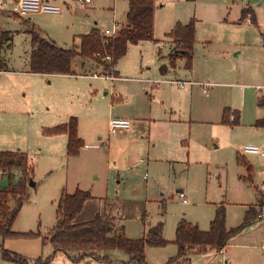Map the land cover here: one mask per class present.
I'll list each match as a JSON object with an SVG mask.
<instances>
[{"label":"rangeland","instance_id":"rangeland-1","mask_svg":"<svg viewBox=\"0 0 264 264\" xmlns=\"http://www.w3.org/2000/svg\"><path fill=\"white\" fill-rule=\"evenodd\" d=\"M66 1L69 6L60 13L25 18L61 47L78 46L77 36L94 28L113 30L126 19L128 0H91L85 7ZM154 5V39L129 45L115 66L118 77H110L95 60L80 57L73 62L76 75L30 72L31 35L22 18L0 11V29L13 36L1 53L6 70L0 71V151L26 153L35 183L27 187L28 200L13 225L16 233L0 238V264H40L53 254L43 236L56 224L62 189L68 191L71 157L58 142L48 143L44 130L72 116L82 119L83 129L100 137L102 144L101 150L92 148L89 153L94 163L90 182L99 196L86 201L91 205L76 221L103 215L106 200L108 211L122 221L130 239L144 237L145 228L162 222L169 243L146 246V264H168L177 255L174 240L182 219L208 230L223 203L230 221L238 225L244 207L256 202V188L264 184V158L244 154L242 148H264V126L258 124L264 119V0H154ZM248 8L255 11L256 23L242 19ZM192 19L196 20L192 68H187L185 58H177L172 66L174 43L168 34L178 22ZM216 19L224 21H219L221 27L208 21ZM162 66L167 67L165 72ZM114 93L122 94L123 100ZM226 107L239 112L238 124L223 123ZM118 115L139 119L141 126L124 137L110 131L108 120ZM150 120L156 123L149 127ZM238 154L253 166L252 182L238 163ZM140 159L148 163L141 164ZM107 171L111 180L106 187ZM22 177L21 168L0 170V188L14 186ZM183 191L188 204L178 199ZM258 247L255 256L260 260L264 251ZM3 249L17 259H4ZM237 253L238 248L229 245L223 252L209 250L174 264H234L230 256ZM104 254L107 261L88 264H136L117 249ZM49 264H62V259L54 256Z\"/></svg>","mask_w":264,"mask_h":264},{"label":"trees","instance_id":"trees-1","mask_svg":"<svg viewBox=\"0 0 264 264\" xmlns=\"http://www.w3.org/2000/svg\"><path fill=\"white\" fill-rule=\"evenodd\" d=\"M128 2L129 8L125 22L119 25L116 35L107 36L94 28L86 34L77 36L80 41L78 46L69 48L58 46L54 41L43 37L40 34L41 29L36 27H32V30L28 29L32 44L29 60L30 71L43 74L76 75L73 62L75 58L80 57L95 60L110 77H118L115 66L126 55L129 45L154 39V0H128ZM249 12V8L244 9L242 19L246 18ZM168 36L174 43V48L170 53L171 65H175L177 58H185L187 68L191 69L196 42V20L192 19L187 24L178 22ZM12 38L10 31H0V71L6 70V65L1 61L2 50L11 45ZM161 70L165 72L167 67L162 66ZM239 119V112L232 111L228 107L224 109L222 119L224 124L234 126L238 124ZM78 123V118L72 116L66 123L44 130L48 136L67 135L66 153L68 157L77 156L84 146V141L78 134ZM237 161L246 168V178L252 182L253 166L239 154ZM13 168H21L23 177L14 186L0 188V238L2 239L16 233L13 231V225L22 206L28 200L27 187L31 181L29 175L34 172V169L29 164L26 153L0 151V170L11 171ZM256 191L260 200L257 204L264 203V192L258 189ZM90 198L91 194L88 191L77 189L70 194L65 188L62 189L57 202L56 224L43 236V242L52 245L53 254L40 264H49L58 252L64 253L75 264L82 262L88 264L87 261L91 260L107 261L108 255L104 253L114 249L128 254L130 261L136 264H146V246L162 247L169 243L163 237L162 222L150 225L144 237L139 239L128 238L125 234V227L117 224L115 218L109 215L97 214L90 220L75 222L76 216ZM257 204L249 207L242 224L231 229H228L226 225L227 210L223 203L218 205L207 231L182 219L176 227L174 240L178 253L169 260L168 264H174L179 260L186 261L192 254H203L209 250L222 252L232 237L258 218L259 213L255 208ZM3 257L4 259H17L5 249H3Z\"/></svg>","mask_w":264,"mask_h":264},{"label":"crops","instance_id":"crops-1","mask_svg":"<svg viewBox=\"0 0 264 264\" xmlns=\"http://www.w3.org/2000/svg\"><path fill=\"white\" fill-rule=\"evenodd\" d=\"M14 1L15 0H4L3 3L0 4V7H1L0 11L2 10L4 12H6V11L10 12V10L12 8V4L14 3ZM49 1L53 4H56V5L59 2H64L65 5L61 6V8H62L61 11H63L64 7L69 6V4L67 3L66 0H49ZM128 8H129V2H128L126 14L128 12ZM249 10H250V12H249V15L247 17H250L251 20L253 19L252 22H250V23L251 24L253 22L256 23L257 16H256L255 11L253 10V8H249ZM252 15H253V17H252ZM17 17H19V16H17ZM22 19H23V24H22L23 27L27 28L26 32L28 31L29 27H36V28L41 29L40 27H37L34 23H31V21H29V20H31V17L28 18L29 20H26L25 18H22ZM208 21L214 23L213 27H221L220 22L221 21L224 22L223 20H220V19L208 20ZM241 21H242V19H241ZM123 23L124 22L122 21V22H120V24L119 23L118 24L122 25ZM0 31H10V30L0 29ZM42 33H44V32L41 29L40 34H42ZM43 37H45V36H43ZM45 38L52 40L48 35ZM52 41H54V40H52ZM173 47H174V45L172 44L171 49H173ZM37 74H43V73H37ZM94 74H96V73H94ZM43 75H65V74H43ZM65 76H72V75L66 74ZM185 88H182V89H185ZM120 100H123L122 94H121ZM263 103H264V101H263ZM116 117L130 119V118L126 117L125 115H118ZM111 118H115V117L110 116L109 120ZM109 120H108V124H107L108 128H109ZM78 121H79V123H78V134L81 137V139L84 141V146L81 148V150L77 156L69 158V162L67 164V173H68L69 185H68V191L67 190L66 191L68 193L72 194L77 189H80L83 191L89 190L92 193L91 197L97 198L99 195H97L98 193H96V191H95L96 186H95V184L90 182V173L94 169V163L90 160L89 153H91L92 148H96L99 150L102 149L101 148V146H102L101 138L99 137L98 139H95L91 133L86 132L83 129L82 122H81L82 119L81 120L78 119ZM131 122H132V127L130 129H118L117 131L115 130V132H117L119 135L124 137L126 135H130L131 134L130 132L132 130H136V128H139L141 126V124H140L141 120H139V119H136L135 121L131 120ZM258 122H260V124H263V126H264V119H260V120H258ZM150 123L153 124L156 122H155V120H152V121L150 120L149 125H148L149 127H150ZM60 124H63V123H60ZM148 135H149V137L151 135H153L152 126H151V132H149V130H148ZM47 139H49L48 143H50V144L58 142L61 145L60 149H62L64 147L65 148L64 151L67 152L66 148H67L68 137L66 134L52 135V136H49ZM108 151H109V148H108ZM109 156H110L109 159H111V154ZM109 159L107 160V163H109V161H111ZM140 163L141 164H147L148 162L145 159H140ZM145 175H146L145 179L147 180L148 179L147 172ZM105 178H106L105 185L107 187V186H109V183L111 180V171H107ZM28 186H30V185L28 184ZM33 186H35V183ZM256 189H258L259 191H262V189H259L258 187ZM262 192H264V191H262ZM256 197H257L256 202L249 204L247 207L246 206L244 207V212L242 213L241 219H240L241 222L238 221V223L240 222L238 225H236L237 223L230 221V216H229V214H227L226 223H227L228 229L237 227L240 224H242V222L244 221L245 215H246L247 211L249 210V207L251 205L257 204L260 201L259 197L257 195V191H256ZM88 203L89 202L86 203L83 210L86 209L89 205H91ZM184 204H188V203H184ZM108 210H109L108 209V203L105 200L103 215H109V216L115 218L117 224L123 225L125 227V225L122 223V221L118 217L112 216L110 211H108ZM90 219H92V218H90ZM90 219H84V220L76 221V218H75V222H83V221H87ZM147 221L150 222L148 216H147ZM191 224H193V223H191ZM210 224H211V222H210ZM193 225H196V224H193ZM234 225H236V226H234ZM203 229H205V228H203ZM146 230H147V228H145V230H144V235L146 233ZM205 231H207V230H205ZM263 241H264V221H262L259 218H256L251 223H249L239 234L235 235L234 237H232L228 241L227 247L230 245V246H232V248H238V250H239V255L237 253L236 256H230L232 263H234V264H264V254L263 253L261 254L260 260H258L255 256V249L259 248L258 246H261ZM61 253L62 252L56 253L55 257H61L62 264H75V263H72L65 254L62 253L63 255H61ZM191 256H198V254H192Z\"/></svg>","mask_w":264,"mask_h":264},{"label":"built area","instance_id":"built-area-1","mask_svg":"<svg viewBox=\"0 0 264 264\" xmlns=\"http://www.w3.org/2000/svg\"><path fill=\"white\" fill-rule=\"evenodd\" d=\"M74 2L80 4L81 6H86L87 4L91 3V0H74ZM61 10H62L61 6L51 3L49 0H15L14 3L12 4V8L10 12L21 18H29L31 15L35 13H40V12L60 13ZM246 21L248 23L252 22L250 17H247ZM114 29L113 30L106 29L102 33L107 36H114L117 34L119 30V25L114 27ZM107 59L109 60L110 58L108 57ZM93 75L97 76V74H93ZM177 83L180 85V88L186 87V83L184 82L177 81ZM188 84H190V82ZM113 95L119 99L121 98L120 93H114ZM131 127H132V122L130 119L127 118L115 117L109 120L110 131H115L118 129H130ZM242 152L244 154H256L264 158V148L261 149L258 146L247 145L242 148ZM261 189L262 191H264V184L262 185ZM178 197L183 203L189 202L187 194L185 192H180ZM255 208L259 213L258 218L264 219V203L257 204ZM261 248L264 250V241L261 244Z\"/></svg>","mask_w":264,"mask_h":264},{"label":"water","instance_id":"water-1","mask_svg":"<svg viewBox=\"0 0 264 264\" xmlns=\"http://www.w3.org/2000/svg\"><path fill=\"white\" fill-rule=\"evenodd\" d=\"M30 186H33L34 185V182L31 180L30 183H29Z\"/></svg>","mask_w":264,"mask_h":264}]
</instances>
